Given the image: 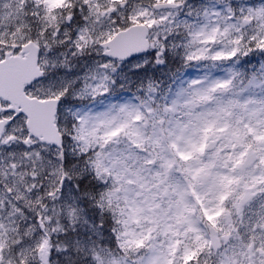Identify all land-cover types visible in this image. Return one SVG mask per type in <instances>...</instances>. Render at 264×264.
<instances>
[{
    "label": "snow or ice",
    "instance_id": "obj_1",
    "mask_svg": "<svg viewBox=\"0 0 264 264\" xmlns=\"http://www.w3.org/2000/svg\"><path fill=\"white\" fill-rule=\"evenodd\" d=\"M0 264H264V0H0Z\"/></svg>",
    "mask_w": 264,
    "mask_h": 264
}]
</instances>
